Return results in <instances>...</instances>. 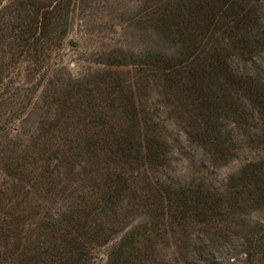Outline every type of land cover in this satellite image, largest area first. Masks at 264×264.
<instances>
[{"label":"trees","instance_id":"16d2710c","mask_svg":"<svg viewBox=\"0 0 264 264\" xmlns=\"http://www.w3.org/2000/svg\"><path fill=\"white\" fill-rule=\"evenodd\" d=\"M8 1L0 56L32 60L35 76L71 0ZM127 21L142 49L98 55L87 76L53 68L35 103L32 78L0 94H31L0 118V264H211L207 237L239 239L234 264H264V0H143ZM156 89L206 174L168 176ZM244 145L256 157L209 183Z\"/></svg>","mask_w":264,"mask_h":264},{"label":"rangeland","instance_id":"374dc122","mask_svg":"<svg viewBox=\"0 0 264 264\" xmlns=\"http://www.w3.org/2000/svg\"><path fill=\"white\" fill-rule=\"evenodd\" d=\"M7 1L3 0L0 3V11L1 7L9 2ZM70 3L69 8L66 10L69 11L66 26L63 23L61 24V29L64 30L60 31H64V35L61 38H56L57 47L47 48L48 56L50 55L49 62L44 61L42 65L45 68L39 72L33 71L35 76L28 74L29 66L33 65L32 60L30 63L27 59H21L16 64H11L8 63L11 62V57L0 56V63L3 60L6 61L4 65L0 66V94H6V91L10 90L11 84L9 85V83L11 82L8 79L12 76L16 83H22L32 78L34 84L30 85H33L32 88L36 89L33 97V103H35L39 95L43 94L48 82L46 78L51 75L53 68H60L66 76L70 74L73 77L87 76L89 73L101 70L102 66L95 63L98 55L111 50L136 51L142 49L141 43L146 39V36L144 37L145 34L134 23L128 22L127 18L130 15L133 17L141 10L143 0H71ZM122 13H126V15L122 17ZM151 31L148 29L147 34L152 35ZM57 35L58 33L55 37ZM11 42V39L1 40L0 52L7 49ZM256 63L252 71L264 78V58ZM55 64L56 67H54ZM19 72L20 74L17 75ZM16 93L21 94L0 95V99L2 98L0 118L1 115L16 111L19 108L18 102L20 105H25L27 96L31 97L28 88ZM149 100L151 103L150 114L159 120L161 119L160 121H164L166 126L164 134L167 135L171 144L170 148L173 156L167 171L168 176L178 182H188L190 179L206 174L204 171L200 172L197 154L187 144L174 118L169 117L172 108L166 106L165 95L160 89H156L149 94ZM32 113L30 105L25 108L22 116H30ZM11 125L15 127L18 122H13ZM255 157L256 152L254 149L248 145L241 146L235 159L229 162L227 166L213 172L214 174L207 176L208 182L214 186H219L227 176L236 173L247 161ZM254 218L258 221H264V212L256 214ZM205 242L210 245L205 257L207 256L211 264H234L232 257L244 258L243 255H238V252H236V248L240 244L239 239L234 238L231 241H226L215 237H207ZM103 259L105 260L104 256Z\"/></svg>","mask_w":264,"mask_h":264}]
</instances>
